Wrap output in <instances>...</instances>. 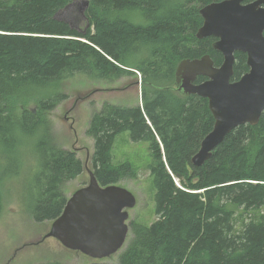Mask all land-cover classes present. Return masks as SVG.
<instances>
[{
	"label": "trees",
	"instance_id": "1",
	"mask_svg": "<svg viewBox=\"0 0 264 264\" xmlns=\"http://www.w3.org/2000/svg\"><path fill=\"white\" fill-rule=\"evenodd\" d=\"M221 1L88 0L89 27L78 30L57 19L72 0H0V159L23 166L25 139L27 154L39 161L27 204L34 223L59 217L67 200L61 185L84 171L76 153L55 147L48 135L47 115L66 99L60 86L75 75L113 81L138 74L141 104L105 103L86 130L93 140L89 170L101 187L135 177L130 164L111 163L120 133L147 142L151 156L156 220L129 223L116 264H264V113L194 167L191 158L214 120L207 100L174 88L182 60L208 55L221 65L216 40L195 37L200 8ZM132 11L146 18L143 26L121 16ZM234 58L231 82L248 72L245 54ZM239 209L247 215L237 218Z\"/></svg>",
	"mask_w": 264,
	"mask_h": 264
},
{
	"label": "water",
	"instance_id": "2",
	"mask_svg": "<svg viewBox=\"0 0 264 264\" xmlns=\"http://www.w3.org/2000/svg\"><path fill=\"white\" fill-rule=\"evenodd\" d=\"M80 3L72 0L58 14L76 7L87 29L84 12L88 0ZM199 15L202 25L195 37L214 38L212 50L221 54L222 63L215 67L204 55L182 60L175 69L174 88L183 96L207 100L214 120L191 158L194 167H201L230 132L243 125L256 126L264 113V0L212 2L200 8ZM235 53L245 54L248 72L231 82ZM198 77L204 81L195 84ZM87 176V185L66 200L43 240L53 238L63 248L102 260L124 247L129 236L128 210L135 207L136 200L117 185L101 187L90 170Z\"/></svg>",
	"mask_w": 264,
	"mask_h": 264
},
{
	"label": "rangeland",
	"instance_id": "3",
	"mask_svg": "<svg viewBox=\"0 0 264 264\" xmlns=\"http://www.w3.org/2000/svg\"><path fill=\"white\" fill-rule=\"evenodd\" d=\"M80 5V0H77ZM122 17L136 26L146 23L139 12H121ZM57 19L65 20L75 29L85 27L80 20L76 7H72L57 15ZM139 75L122 77L118 80H92L83 75H75L64 82L59 90L66 99L54 107L47 115L49 122L48 135L53 145L59 149L73 151L84 166L83 173L75 179L65 182L60 189L68 199L78 189L88 183L87 170L93 152V140L86 136L89 121L94 113L100 111L103 104L134 107L141 104ZM33 108L32 105L29 106ZM25 139L19 151L20 160L25 164L16 167L11 160L0 159V264H44L57 262L61 264H116L123 248L115 255L102 260L91 259L79 252L63 248L55 239L46 238L50 223L36 224L30 218L27 204L30 202V178L34 174L39 161L27 154ZM111 163L131 165L134 178L121 180L116 185L127 190L136 200L135 207L128 210V220L146 226L155 220L154 190L149 166L151 156L148 143L134 142L128 132L116 136L112 150ZM14 174V172H16ZM264 215V209L259 211ZM235 216L243 217L241 209ZM240 224L239 221H236ZM43 240V241H42ZM42 241V242H41ZM128 241V240H127ZM126 241V242H127ZM40 242V243H37ZM126 244V243H125ZM125 246V245H124Z\"/></svg>",
	"mask_w": 264,
	"mask_h": 264
},
{
	"label": "bare ground",
	"instance_id": "4",
	"mask_svg": "<svg viewBox=\"0 0 264 264\" xmlns=\"http://www.w3.org/2000/svg\"><path fill=\"white\" fill-rule=\"evenodd\" d=\"M60 11H62V10H60ZM57 15H59L58 13H57ZM61 20V19H60ZM63 21V20H62ZM68 23V22H67ZM86 25V24H85ZM89 27V26H88Z\"/></svg>",
	"mask_w": 264,
	"mask_h": 264
},
{
	"label": "flooded vegetation",
	"instance_id": "5",
	"mask_svg": "<svg viewBox=\"0 0 264 264\" xmlns=\"http://www.w3.org/2000/svg\"><path fill=\"white\" fill-rule=\"evenodd\" d=\"M245 3H247V2H245ZM195 84H196V82H195Z\"/></svg>",
	"mask_w": 264,
	"mask_h": 264
}]
</instances>
